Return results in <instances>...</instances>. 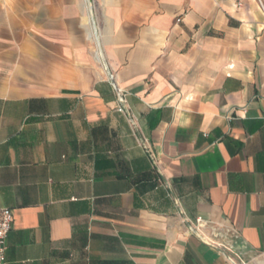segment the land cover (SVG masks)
<instances>
[{
    "label": "crops",
    "instance_id": "1",
    "mask_svg": "<svg viewBox=\"0 0 264 264\" xmlns=\"http://www.w3.org/2000/svg\"><path fill=\"white\" fill-rule=\"evenodd\" d=\"M0 205L6 264H264L257 0H0Z\"/></svg>",
    "mask_w": 264,
    "mask_h": 264
},
{
    "label": "built area",
    "instance_id": "2",
    "mask_svg": "<svg viewBox=\"0 0 264 264\" xmlns=\"http://www.w3.org/2000/svg\"><path fill=\"white\" fill-rule=\"evenodd\" d=\"M260 8L264 11L263 0H257ZM122 107L119 109V112L124 113L128 116L129 120L132 121L130 112L125 108L124 99L121 94ZM14 213L11 209L4 208L0 205V264H6V249L8 236L12 230L14 223Z\"/></svg>",
    "mask_w": 264,
    "mask_h": 264
},
{
    "label": "bare ground",
    "instance_id": "3",
    "mask_svg": "<svg viewBox=\"0 0 264 264\" xmlns=\"http://www.w3.org/2000/svg\"><path fill=\"white\" fill-rule=\"evenodd\" d=\"M93 38V37H92Z\"/></svg>",
    "mask_w": 264,
    "mask_h": 264
}]
</instances>
